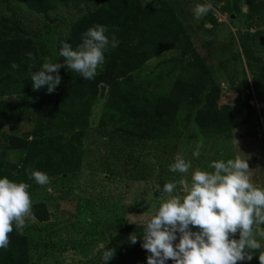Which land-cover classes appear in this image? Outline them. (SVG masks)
I'll return each instance as SVG.
<instances>
[{
  "label": "trees",
  "instance_id": "1",
  "mask_svg": "<svg viewBox=\"0 0 264 264\" xmlns=\"http://www.w3.org/2000/svg\"><path fill=\"white\" fill-rule=\"evenodd\" d=\"M84 1L0 0V99L20 97L33 90L29 71L39 70L45 57L54 63L62 62V44L69 43L76 50L82 34L94 25L105 26L109 39L114 35L119 41L116 48L104 53V62L94 79L85 80L65 66L59 70L60 76L72 73L75 77L61 82L54 93H47L46 87L39 90L33 118L23 119L32 123L29 132L21 136L0 134V178L28 184L35 180L26 174V169L42 171L49 178L79 172L82 138L98 99L104 101L103 119L112 124L113 136L120 138L125 147L135 142L179 140L190 123L196 125L204 139L232 138V112L229 106L218 104L220 85L215 73L197 52L166 0L146 4L140 0H97V7L78 17L68 35L55 42L52 56L38 45V34L27 27L21 16L26 11L48 20L49 13L61 5L77 6ZM248 13L255 29L238 33L237 40L250 73L244 87L252 92L259 106H252L250 99L244 104L247 135L253 137L264 127V0L249 6ZM28 52L35 60L26 55ZM166 52L174 53L168 61L172 65L169 75L174 77L168 91L160 93L137 74L147 62ZM13 63L19 67L12 68ZM218 66L222 67L223 62ZM15 120L21 121L22 117L15 116ZM9 152L22 153L18 163L10 160ZM47 220L46 207L33 204L23 231L13 224L9 246L0 249V264H33L34 234L37 225ZM145 226L125 216L117 217L107 229L102 252L115 248L116 264H147L150 253L141 247L142 241L138 238L133 245L128 240L130 234L142 237ZM191 231L198 229L193 226ZM178 242L179 235L173 244ZM53 245L44 244L47 248ZM166 264L174 262L169 259Z\"/></svg>",
  "mask_w": 264,
  "mask_h": 264
},
{
  "label": "rangeland",
  "instance_id": "2",
  "mask_svg": "<svg viewBox=\"0 0 264 264\" xmlns=\"http://www.w3.org/2000/svg\"><path fill=\"white\" fill-rule=\"evenodd\" d=\"M140 1L146 4L151 0ZM166 1L197 52L215 73L220 85L218 104L229 106L232 112V138L204 139L196 125L190 123L179 140L135 142L125 147L120 138L113 136L112 124L103 119L106 115L104 101L98 99L82 138L80 171L49 178L50 182L44 186L35 181L28 183L32 205L43 204L48 211V220L39 223L34 234L33 264H104L102 246L108 236L107 229L115 219L125 216L131 222L146 224L168 198V194L162 192L163 185L182 178V174L169 171L177 154H182L191 165L189 182L194 170L211 172L214 169L209 165L213 161L226 162L239 156L249 165L248 174L253 185L264 188V127L253 137L247 135L244 104L250 99L252 106H259L252 92L244 87V79L250 80V73L237 40L238 33L255 29L248 9L261 0ZM198 4L211 5L207 14L199 19L193 14ZM97 5V0H85L77 6L64 4L50 12L48 20L26 11L21 16L27 27L38 34V45L52 56L55 42L65 38L73 22ZM173 56V52L159 55L147 62L137 76L149 80L150 86L158 92H167L174 77L169 75L172 65L168 63ZM222 62L223 66L219 67ZM73 74L63 75L61 82L70 81L75 77ZM39 93L31 90L20 97L0 99V134L21 136L31 130L32 123L23 119L33 118L39 105ZM19 115L23 121L15 120ZM197 149L199 157L193 156ZM21 156V152L8 153L15 163ZM179 191L178 186L173 195ZM192 227L189 226L190 230ZM262 230L264 225H253L254 238L261 247L252 250V259L244 260L243 264H260L258 256L264 252V237L258 233ZM230 238L239 239V233ZM46 242L54 245L47 248ZM107 264H116V260L112 258Z\"/></svg>",
  "mask_w": 264,
  "mask_h": 264
},
{
  "label": "clouds",
  "instance_id": "3",
  "mask_svg": "<svg viewBox=\"0 0 264 264\" xmlns=\"http://www.w3.org/2000/svg\"><path fill=\"white\" fill-rule=\"evenodd\" d=\"M211 5H196L194 17L206 15ZM108 29L94 25L81 37V43L73 50L69 43H63L59 50L62 62L54 63L45 57L36 71H29L34 91L46 87L47 93H54L61 83L59 70L67 66L85 80H92L103 64L104 53L116 48L118 39L105 34ZM35 60L31 52L26 54ZM12 68H18L15 63ZM193 156L199 157L197 149ZM191 165L182 154H177L169 171L182 174L176 183H165L162 192L168 194L155 214L143 229V236L130 234L128 240L141 247L150 255L147 264H166L169 259L174 264H237L238 261L251 260L252 250L260 249L254 238L253 225H264V188L254 186L248 174L247 161L237 156L235 159L213 161L209 167L214 171L196 169L187 179ZM26 174L41 186L47 185L46 173L26 169ZM179 186V194L173 195ZM29 185L15 182L7 177L0 178V249L9 246V234L13 224L22 232L26 217L31 213L32 200ZM198 231L193 232L189 226ZM179 233V242L175 245ZM239 233V239L230 238ZM264 237V230L258 233ZM115 248L107 249L102 260L107 264L115 255ZM264 264V252L258 256Z\"/></svg>",
  "mask_w": 264,
  "mask_h": 264
},
{
  "label": "water",
  "instance_id": "4",
  "mask_svg": "<svg viewBox=\"0 0 264 264\" xmlns=\"http://www.w3.org/2000/svg\"><path fill=\"white\" fill-rule=\"evenodd\" d=\"M187 60V59H186Z\"/></svg>",
  "mask_w": 264,
  "mask_h": 264
}]
</instances>
